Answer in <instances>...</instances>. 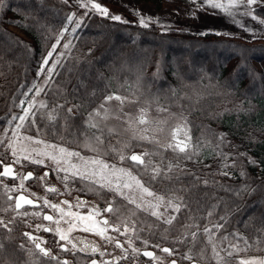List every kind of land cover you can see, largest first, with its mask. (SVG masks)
<instances>
[{"label":"trees","instance_id":"obj_1","mask_svg":"<svg viewBox=\"0 0 264 264\" xmlns=\"http://www.w3.org/2000/svg\"><path fill=\"white\" fill-rule=\"evenodd\" d=\"M145 1L161 6L163 0ZM253 11L264 17V4L255 6ZM86 13L76 32L70 30V47L59 56L51 80L45 84L46 76L41 83L47 108L36 104L33 109L39 138L84 155H95L84 147L86 136L99 134L87 128V114L106 90H118V94L136 101L126 104L125 112L136 116L141 108L148 111L151 123L147 127L154 128L157 121L168 120L164 133H149L158 135L160 144L130 140V133H122L119 139L131 144L126 154L143 150L152 154L146 160H162L165 167L170 162L178 165L169 178L151 180L150 175L130 161L113 158L114 153L104 157L116 165L130 167L157 194L169 198L175 190L174 194L182 197V206L173 214L176 219L171 225L149 212H137L133 219L138 227L146 229L147 238L173 247L182 259L191 254L193 260L202 264H217L203 230L221 223L225 227L219 232L212 229L214 242L224 244L227 240L221 242L223 234L230 241L236 240L232 233L247 240V244L238 241L244 250L232 257L225 256L228 264H237L239 254L264 253V40L213 31L202 34L183 28L163 30L155 23L145 28L133 17L127 16L122 19L126 22H122L110 19L111 14L103 16L94 10ZM72 14L73 6L68 0H0V128L9 130L20 123L12 117L24 114L20 102L25 101L24 107L36 92L43 75V60ZM65 100L69 103L65 104ZM58 104L65 107L57 121H48L43 114ZM77 104L82 106L80 110L73 108L71 116L65 119L66 109ZM112 106L116 107L117 102L113 101ZM160 106L175 115L157 111ZM183 118L188 122L195 148V154L189 150L191 159L162 147L169 142V131ZM108 123L121 127L116 120ZM20 131L37 135L36 127L25 125ZM110 140L112 145L122 147L117 138ZM10 158V150L0 145V160ZM26 163L28 167H41ZM63 175L60 173L59 177ZM6 201L0 184V209L12 203ZM124 204L126 201L116 206ZM210 211L212 217L208 216ZM13 216L16 217L13 210H0V218L6 223ZM221 216L227 222L220 220ZM9 227L11 232L0 228V243L4 245L0 264H56L23 235L24 226L17 217ZM191 232H197L195 242ZM185 236L183 243L177 242V237Z\"/></svg>","mask_w":264,"mask_h":264},{"label":"snow or ice","instance_id":"obj_2","mask_svg":"<svg viewBox=\"0 0 264 264\" xmlns=\"http://www.w3.org/2000/svg\"><path fill=\"white\" fill-rule=\"evenodd\" d=\"M67 2V0H65ZM80 2V0H78ZM192 3H197V0H192ZM257 3H264V0H228L227 3H222L220 0H203L202 3L198 4L199 8L211 7L213 9H221L228 16L234 17L236 15V9L243 6L245 11L242 13L246 16H252L253 19L256 17L253 15L251 6ZM81 7L89 8V10H95L103 16H109V10L106 7H103L100 3L94 2V0H87L86 3H81ZM87 14V13H85ZM75 14L67 17L68 23L72 24ZM110 19L115 21H122V17L119 15H112ZM126 22V21H122ZM153 21L146 20L144 17H140L139 24L142 27H148L149 23ZM158 23V21H155ZM261 24H264V20L259 21ZM82 21L76 20L75 27L71 29L73 33L76 32V29L80 27ZM67 26L64 28L63 32H67ZM63 32H61V38L63 37ZM219 34V33H217ZM59 40L57 41V44ZM57 44L52 46V51L48 53V58L52 57L53 52L55 51ZM70 47V42L64 44V48L68 49ZM61 56L63 53L60 54ZM48 58L43 60V64H48ZM59 57L56 61L48 68V78L45 80L47 84L51 80V74L54 72L56 65L59 63ZM43 66L40 69V72H43ZM40 73H38L39 75ZM35 88L36 86L33 85ZM123 87V86H121ZM32 91V89H29ZM43 88H37L35 95H40L43 92ZM27 96V93H23ZM95 96L96 94L93 93ZM117 102V106L113 107L112 102ZM136 102L134 99L129 96L120 95L117 91H105V94L101 97L100 102L87 114L85 124L88 129H95L99 134L93 133L90 137H85L84 147L88 148L95 155L92 157L82 156L77 151L69 150L66 147L59 146L56 144H49L44 139L39 138L40 128L37 124L36 112L33 109L36 107L35 100L28 101V107H23L25 101L20 102V106L23 109V115L13 116L12 120H19L20 123L15 125V128L12 132V137L8 136L7 128H0V145H3L7 150H10L13 160L10 164H4L3 160H0V177L11 178L12 180H17L19 178V183L9 188L7 184H4L3 181H0V184L3 185L4 195L7 197L6 202H12L8 204V207L0 209L4 212L13 210L16 212V215H29L28 212L20 213L19 210L27 206H32L35 208H40V204L36 200L29 198L24 195V192H27L28 189L25 187V181L38 179L46 188V191L50 193H57L59 190L55 186H50L46 184V180L49 177V172H45L43 176L34 177L32 172L21 176L20 173L15 171L14 165L24 166L23 161H27L30 164L48 167L51 165V171L56 173L59 177L60 173H64L62 177H59L62 182L65 184V188L69 187V184L77 180L86 182L90 187H92L98 194H102L105 191L114 193L113 200L107 201V206L103 209V213L111 214L116 217L117 222L111 221L109 218L104 217L103 213L99 208H94L87 215H82L72 211L73 205L64 200L61 202L62 205L67 206V210L64 207H61L60 204L51 203L47 198L43 199V207L50 208L53 212L58 213V216L44 214L42 216L43 220L51 222L50 227H44L42 225H37V230L42 229L45 232H52L54 235L59 237V240L66 241V244L59 245L63 251H69L67 244L72 245V249H76V244L72 242L69 238L70 233L74 230H80L84 232H91L99 236L102 240H105L109 244H114L115 248H118L123 253L120 257H113V260L101 261L100 264H119V260L128 259V249L130 248L133 254H141L140 249L134 246V241L132 236H135L136 239H140L138 230L136 228V221L133 219L139 211L149 212L151 216L156 217L157 220L162 221L164 224L171 225L176 219L175 215H165L164 212L160 211V208L163 206L165 210L171 209L174 213L179 212L182 206V197L174 194L169 198H165L164 195H158L156 192L151 190L148 186L142 182L141 178L132 174L130 169L124 167H118L116 164H110L104 158L105 156H111L113 153L118 157L120 162L130 161L135 167L142 169L146 175H150L151 180H156L160 178H169V173H172L175 167L178 165H173L171 162L164 166L163 161L159 163H154L151 159L146 157L151 156V153L143 152L140 154H126V149L131 147V144L127 141H122L119 138L122 133H130V140L135 141H148L153 144H160L158 135H149V133H164L165 125L168 123L167 119H162L156 122V127H147L151 122L148 119V111L144 108H141L136 116L131 115L124 111V106L126 104ZM69 103L68 100H65V104ZM65 105H57L51 111L44 113L47 120L50 122L57 121V118L60 115V110H63ZM82 106L77 104L73 107L66 109L67 116L65 119L71 116L73 108H76L78 111ZM39 108H47V104L41 102ZM157 111L162 113H168L169 116H174L175 114L170 113L169 109L164 106H160ZM43 118V117H42ZM116 120L120 122L121 127L117 128L109 125V121ZM187 120L183 118L182 123L178 124L175 128H172L169 131V142L162 145L166 149H171L174 153L184 154V158L191 159L189 155V150L192 149V154H195V148L191 143V136L189 134V129L187 128ZM11 125V121L8 122ZM25 125L28 127H36L37 135L36 136H20V129L24 128ZM117 138V144H122V147H117L111 144L110 138ZM223 141V137L220 138ZM7 140V143L5 142ZM108 141L106 144L105 141ZM27 141V143H24ZM32 145H43V150L33 147ZM50 149V150H49ZM73 161H77L74 163ZM47 162V163H46ZM254 163V161H253ZM228 175V173H224ZM207 183V181H205ZM23 190V191H21ZM19 192V195L13 196L11 193ZM61 195L63 193H60ZM35 193H31V196H35ZM115 197H120L123 201H126V204L121 206H116ZM151 198V199H149ZM87 204L86 201H81L77 199L76 207H82ZM132 206V207H129ZM215 206H213V211ZM34 216H40V212L32 213ZM213 212L208 213L209 217H212ZM97 217H101L97 219ZM16 217L13 216L11 220L7 223L3 218H0V228H4L7 231L11 232L12 229L9 227L10 224L15 223ZM220 220L227 222L225 216H221ZM62 222L64 225H67V228L62 227ZM198 227V226H197ZM225 227L224 224L216 223L212 228L205 227L203 232L208 236L209 243L212 244V250L217 264H228L225 260V256H221V251L226 254L227 257H232L234 254H238L239 251L244 249L239 248L238 243L229 242L228 248H221L217 250L218 245L214 242L213 228L219 232ZM109 230L113 233H118L121 236H125L126 240L124 243L128 244V248L124 247L118 238L109 234ZM30 241L33 242L36 249H39V252L44 257H50L51 259L57 260V257L51 256L49 249L41 247V243H46L40 241L39 238L33 237L31 233H23ZM191 238L193 242L197 240V232H191ZM234 239L237 241L244 240V243L247 244V240L244 237L240 236L239 233L231 234ZM184 239H187V236L181 238L177 237V242L183 243ZM228 240V236L222 237V241ZM84 243V248H80L79 251H85L90 247L91 253L95 254L99 252L101 256L105 255V252L101 251L97 246H89L86 242ZM141 243L147 248L149 246V241L142 240ZM4 245L0 243V250H2ZM152 247L159 248V244L152 245ZM20 248H24V245H20ZM163 253L168 255H173L175 249H170L164 247L160 249ZM109 255H111L109 253ZM142 255L148 257L149 259L159 260V257L155 256V253L152 251H143ZM184 259L193 261V255L186 254ZM58 264H69L67 260L59 261ZM91 264H98L96 260H92ZM171 264H177L176 260H172ZM237 264H264V260H245L239 259Z\"/></svg>","mask_w":264,"mask_h":264},{"label":"flooded vegetation","instance_id":"obj_3","mask_svg":"<svg viewBox=\"0 0 264 264\" xmlns=\"http://www.w3.org/2000/svg\"><path fill=\"white\" fill-rule=\"evenodd\" d=\"M12 158L8 161H4L5 163H11ZM15 171L20 173L21 176L27 174L28 172H32L34 177L43 176V174L47 171L49 172V177L46 180V184L50 186H55L59 191L57 193H50L46 191L45 186L38 180H28L25 181V187L28 189L27 192H24V195L28 196L31 199L36 200L38 204H40V208H35L32 206H25L24 208L20 209V213L28 212L29 215H16L17 220L20 224L24 226L23 232L31 233L33 237L39 238L40 241H44L46 243H41V245L49 249L51 252V256L57 257L58 259L55 260L56 264L59 261L67 260L69 264H91L92 260H96L98 264L101 261L113 260V257H120L123 255L120 249L115 248L114 244H109L105 240H102L99 236L91 233V232H84L80 230H74L70 233V239L73 243L76 244V249H72L71 244H67L69 251H63L59 245L66 244V241L59 240V237L54 235L52 232H45L42 229L37 230V225H42L44 227H50L51 222L43 220L42 216L44 214L58 216V213L53 212L50 208L43 207V199L47 198L51 203L60 204L61 207H64L67 210V206L62 205L61 202L64 200L69 201L72 205V211L87 215L91 212L94 208H99L103 213V209L107 206V201L113 200L114 193L105 191L102 194H98L92 187L85 186V184L75 181L69 184V187L66 189L65 184L62 182L61 179L58 178L56 173L51 171V168H44L42 171L41 168L38 167H24L14 165ZM2 168H0V171ZM4 178V177H3ZM13 182V186L19 183V178L17 180H12L11 178H4ZM11 186L10 188H12ZM23 191V190H21ZM31 193H39L41 197L38 198L37 196H31ZM60 193H63L62 195ZM13 196L19 195V192L11 193ZM77 199L81 201H86L87 204L82 207H76ZM116 203L122 202L123 200L120 197H115ZM40 212V216H34L32 213ZM16 214V212H15ZM104 217L109 218L113 222L116 221V217L112 216L108 213H103ZM101 217H97L100 219ZM62 227L67 228V225H64L62 222ZM136 228L139 233L140 239H136L135 236H132L134 241V246L140 249L141 254H133L131 249H128V259H121L119 260V264H171L172 260H176L177 264H198V261L193 260H184L179 256L177 250H175L173 255H168L163 253L160 249L167 247L170 249H174L173 247L166 245V244H159V248L152 247V245L158 244L156 241H151L146 236V229L144 227H138L136 222ZM109 234L118 238L122 243L125 242L126 237L121 236L118 233H113L109 230ZM142 240L149 241V246L145 248V246L141 243ZM86 242L89 246L95 245L101 251L105 252L104 256H101L99 252L93 254L90 251V247L85 251H79L80 248H84V243ZM32 242V241H31ZM33 243V242H32ZM35 246V245H34ZM124 247L128 248V244L124 243ZM143 251H152L155 253L156 257H159V260L149 259L148 257L142 255ZM109 253L111 255H109Z\"/></svg>","mask_w":264,"mask_h":264},{"label":"rangeland","instance_id":"obj_4","mask_svg":"<svg viewBox=\"0 0 264 264\" xmlns=\"http://www.w3.org/2000/svg\"><path fill=\"white\" fill-rule=\"evenodd\" d=\"M68 1L72 4L73 13L75 14L73 23L67 25L68 31L67 32L62 31L63 37L61 38L60 35L59 38L54 43L57 44V41L59 40V43L57 44V47L52 54V57L51 58H48V56L46 57L48 58L49 62L47 65L43 64L44 71L38 83L37 88H40L41 83H43L46 76L49 75L48 68L51 67L53 61L57 59V57H59L60 54L66 50L64 48V44L69 43V32L75 26V21L82 20L83 17L85 16V13L89 10V8H84L80 6L81 3H86L87 0H80V2H78V0H68ZM94 2L100 3L103 7H106L109 10V14L111 15H119L122 17V19L129 16V17H133L138 21L142 16L146 20L153 21L149 24L155 23L163 30L169 28H183L202 34L208 31H213L221 35L238 36L247 40H253L258 38L264 40V24H261L259 22L260 20H264V17L255 14L253 11L255 6L264 3H257L251 6L252 13L256 17V19H253L252 16H246L242 14L245 11V8L243 6L234 10L236 11V15L234 17L228 16L221 9H213L207 6L204 8H199L198 4L202 3L203 0H197V3L195 4L192 3V0H163L161 6H158L156 3L152 1H145V0H94ZM220 2L227 3L228 0H220ZM155 21H158V23ZM50 51H52V48ZM33 99L35 100L36 104H40L41 102H43V97L41 93L38 96L35 95L34 93L29 101ZM24 107L25 108L28 107V102ZM14 128L15 126L8 130L9 137H12V132ZM20 136L23 137V136H31V135L20 131ZM45 141L49 144H56L59 146L66 147L65 145L59 143H55L47 140ZM5 142L7 143V140ZM24 143H27V141H24ZM32 146L43 150V145H32ZM66 148L72 151H77L69 147ZM138 152L143 153V150H138ZM80 154L85 157H92L91 155H84L82 153ZM11 158L13 160L12 156ZM73 162L76 163L77 161H73ZM107 162L110 164H114L109 160H107ZM23 164L26 167L28 165L26 161H23ZM16 166L18 167L21 165L17 164ZM117 166L130 169L132 171V174L136 175L133 172V170L127 165L121 164ZM40 168H41L40 171H42L44 168H51V165L49 164L48 167L41 166ZM1 180L9 187L13 186L12 181L3 178H1ZM35 196L40 198L41 194L36 193ZM165 198L167 200L168 197ZM160 211L164 212L166 216L174 214V212L170 208L167 209L166 211L165 207L163 206L160 208ZM224 236H226V234L222 235V237ZM229 242L239 244L237 240H231V241L227 240L224 244L218 242L217 240L215 241V243L218 245L219 250L221 248H228ZM239 248L243 249L244 247L240 246L239 244ZM220 254L221 256H226V254L222 251ZM198 264H202V263L198 262Z\"/></svg>","mask_w":264,"mask_h":264},{"label":"crops","instance_id":"obj_5","mask_svg":"<svg viewBox=\"0 0 264 264\" xmlns=\"http://www.w3.org/2000/svg\"><path fill=\"white\" fill-rule=\"evenodd\" d=\"M238 259H255V260H264V253H243L238 255Z\"/></svg>","mask_w":264,"mask_h":264},{"label":"water","instance_id":"obj_6","mask_svg":"<svg viewBox=\"0 0 264 264\" xmlns=\"http://www.w3.org/2000/svg\"><path fill=\"white\" fill-rule=\"evenodd\" d=\"M132 153H135V154H140L138 151H133ZM131 153V154H132ZM5 164H10V163H5ZM2 171V170H1ZM41 247H43L42 245H41ZM44 248V247H43Z\"/></svg>","mask_w":264,"mask_h":264}]
</instances>
